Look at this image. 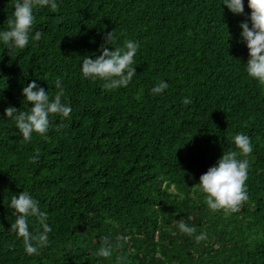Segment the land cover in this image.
<instances>
[{
  "label": "trees",
  "instance_id": "1",
  "mask_svg": "<svg viewBox=\"0 0 264 264\" xmlns=\"http://www.w3.org/2000/svg\"><path fill=\"white\" fill-rule=\"evenodd\" d=\"M57 3L58 12L33 9L30 35L43 32L39 41L24 49L0 42V264H117V256L126 264H264V85L245 70L248 0L242 14L223 0ZM14 11V0H0V31ZM112 30L117 40L107 45ZM125 39L139 44L128 86L109 91L83 77L84 57ZM58 79L70 116L50 117L46 135L23 142L4 109L27 111L22 89L35 81L51 97ZM160 81L169 87L153 95ZM238 133L250 138L247 157L233 143ZM37 148L38 162L29 163ZM228 151L250 162L249 199L226 214L208 208L197 184ZM22 191L52 229L39 255L29 256L10 229V200ZM180 220L207 238L197 244ZM28 224L39 229L33 217ZM104 236L122 245L111 258L95 255Z\"/></svg>",
  "mask_w": 264,
  "mask_h": 264
},
{
  "label": "clouds",
  "instance_id": "2",
  "mask_svg": "<svg viewBox=\"0 0 264 264\" xmlns=\"http://www.w3.org/2000/svg\"><path fill=\"white\" fill-rule=\"evenodd\" d=\"M223 4L233 14H242L244 11L243 0H223ZM48 6L54 12L59 11L57 0H14L15 11L8 19V30L0 31V42L9 48L24 49L31 41H39L43 32L36 31L30 35L35 21L34 8ZM250 11L251 28L247 22H242L240 35L246 42L249 59L246 62V73L248 77L256 79L264 85V0H248ZM123 35V33H121ZM117 36L115 32L109 31L104 36V43L111 45L115 43ZM139 44L131 39H125L122 47L108 48L101 46V54L95 59L84 57L81 71L86 79H100L104 81L103 88L115 90L126 87L136 75L134 67L135 56ZM58 91L54 96L32 81L22 89L24 103L30 104L27 111H21L12 106L4 109V116L15 121V127L22 134L23 142L31 143L33 133L44 136L47 134L51 120L50 117L59 116L68 118L72 112L71 107L64 102L65 90L58 79L55 82ZM169 85L158 82L152 89L153 95H159ZM190 98H184L185 105L190 104ZM61 126L57 125V130ZM239 155L249 156L252 151L250 138L244 134H236L233 139ZM40 150L37 148L35 154L29 158V163H37ZM249 160L239 159L237 151H228L222 154L216 166L210 167L206 173L199 178L197 186L205 194L206 204L213 212L223 210L227 213H236L241 206L248 201L246 181L248 180ZM9 207L14 210L15 222L11 224V231L22 238L24 251L29 255H39L40 249L48 246L51 227L47 223L48 214L42 211L39 202L32 196L22 191L18 196L13 195ZM33 217L39 224L35 232L29 230L28 218ZM178 229L182 234L194 238L199 244L204 241L206 233H197V228L186 223L184 220L178 222ZM118 240H126L127 237H118ZM121 244L113 245L108 236L101 238V244L95 253L98 257L111 258L113 253L121 248ZM117 264H126V257L117 256Z\"/></svg>",
  "mask_w": 264,
  "mask_h": 264
}]
</instances>
